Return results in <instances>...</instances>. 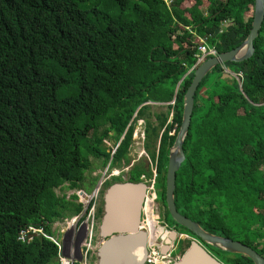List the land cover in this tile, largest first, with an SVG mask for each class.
<instances>
[{
    "label": "trees",
    "instance_id": "1",
    "mask_svg": "<svg viewBox=\"0 0 264 264\" xmlns=\"http://www.w3.org/2000/svg\"><path fill=\"white\" fill-rule=\"evenodd\" d=\"M254 5L255 0H0V264H58L54 241L37 235L21 242L19 230L41 225L52 236L57 220L80 214L84 205L73 201L77 195L68 200L54 188L81 189L85 173L93 171L90 157L109 162L110 169L129 165L138 119L165 219L170 229L196 238L166 209L168 154L200 39L218 54L238 46L251 29ZM253 45L249 59L219 64L199 83L174 202L206 231L264 257L262 28ZM224 67L241 72V83L221 78ZM149 102L164 103L166 111H151ZM106 139L114 150L103 145ZM128 174L134 182L152 178L144 160ZM117 181L123 179L112 176L107 187ZM102 210L97 208V216ZM205 246L224 264H253L245 255Z\"/></svg>",
    "mask_w": 264,
    "mask_h": 264
},
{
    "label": "water",
    "instance_id": "2",
    "mask_svg": "<svg viewBox=\"0 0 264 264\" xmlns=\"http://www.w3.org/2000/svg\"><path fill=\"white\" fill-rule=\"evenodd\" d=\"M264 14L263 0H255L251 29L238 46L217 56H211L202 61L193 69V78L183 97L182 119L173 145L168 154V163L165 174V205L171 219L179 226L191 231L196 238L190 239L189 246L173 264H224L209 253L203 243L218 250L247 256L253 264H264V257L252 247L228 237L206 231L201 225L178 212L174 202L176 172L185 159L183 151L184 139L191 121L194 104V95L204 76L215 66L225 62H242L249 59L254 53L253 41L258 37ZM221 78L233 79V76L223 71ZM132 166V164H131ZM101 180L97 182L98 187ZM147 184L145 181L124 180L113 182L103 193L102 216L98 225V235L101 242L97 247L98 264H142L147 250L148 235L141 229L142 210L146 200ZM178 232L170 229L168 242L162 247L166 253L171 244L178 238ZM138 245L136 258L127 259L122 255V245L131 240ZM76 261H81L79 256Z\"/></svg>",
    "mask_w": 264,
    "mask_h": 264
},
{
    "label": "rangeland",
    "instance_id": "3",
    "mask_svg": "<svg viewBox=\"0 0 264 264\" xmlns=\"http://www.w3.org/2000/svg\"><path fill=\"white\" fill-rule=\"evenodd\" d=\"M215 76H217L216 73H210V77L211 78H213ZM149 105L151 107V111H166V107H165V104L164 103H152V102H149ZM171 114L169 115L168 121H170V119H171ZM142 125H143V122L140 121V119H138V120L135 121L134 132H133V141H132V144H131V147H130V151H129V154H128L129 155V158H130L129 165H127V166L121 165V167H119L118 169H115V168L110 169L109 168L110 167L109 166V162L106 163V164H104L102 162V159H100V158L99 159H94V158L90 157L91 160H92V168H93V171H91V172L88 171V172L85 173V183L86 184H84L83 187L86 189V191L88 192V194H91V198H89L88 206L87 207L84 206L83 207L84 208L83 211L80 214H78V215H79V222L85 220V218L88 215V213H87L88 212V209L93 204V202H95V212H94L95 224H94V228H93V240H92V244H93V246H94L95 249L99 246V244L101 242V238L98 235V225H99V222H100V218L101 217L97 216V208L99 206H103L102 199H103V193L105 192V190L107 188V182L108 181H111V177L112 176H116V175H113L112 174L113 171L114 170L115 171H118V174L117 175H119L123 179V181H124L129 176L128 172L132 168L131 164L132 165L133 164H137L141 160H144V161H147L149 163L150 168H151V171H152V176L154 175V171H155L154 164H151L150 159L148 158V155H147L146 151L143 148V135H142V127L143 126ZM103 145L105 147H108V150L109 149L114 150V148H115V146H113L112 141L109 140V139L104 140L103 141ZM93 178H95V180H93ZM99 180L102 181L101 182L102 184L99 186V189L96 190L98 192V194H97L96 199L93 200L94 193H95L94 191H95V188L97 186V182ZM143 181H145V183L147 185L148 184L150 185V183H151V180L150 179H147V178H145V180H143ZM63 187H64L63 190H59V187L54 188V192L57 191V192H55V194L58 195V196H63V195L65 196L69 192V193H71V194H69V197H70V195H73V194L74 195H77L76 194V191L73 192V193H72V191H70L71 189L68 188L67 184H65ZM60 189H62V188H60ZM76 190H78V189H76ZM69 199L70 198H68V200ZM148 199L151 200L152 205L149 206L148 209H147L146 202L144 203V207H143V211H144L143 219L145 221H149V220L151 221L152 220V222H155L157 224L156 229L157 230L162 229V232L163 233H161V234L166 233V235H167V231L166 230L163 231V227H161V223L159 222L158 219H156L158 208H160L161 212L164 213L165 207L161 204V202L159 201V199H157V200L156 199H153L149 195H148ZM74 202H78V195H77V200L75 199ZM82 215H85V216H84L83 220H80V217ZM62 220L63 219H59V220L56 221L57 222L56 225H54L56 222L52 225V227H53L52 228V236H53V239H55L58 243H64V245L68 248V243L70 242L71 231H72V228L73 227H72L71 224H69L70 227H72V228H69L68 229V226H66L65 223L62 225V223H63ZM166 222L169 223V226L170 227L173 226L172 224H170L169 221H166ZM65 227H67V229H66L67 230V233H66V235H64V238L62 240V234L61 233L59 234L58 230H60L61 228L63 230ZM85 229H86V227H84V230ZM156 229H155V231H156ZM143 230L146 231L145 228H143ZM178 232H180V230H178ZM82 234H84V232H82ZM152 236L155 237V233L149 232L148 233L149 239ZM160 236L162 238V235H160ZM162 240L165 241L163 238H162ZM187 240L190 241V239H186V236L184 234L182 235V238H180V239L177 238L175 240V242H174V250L172 251V255L173 256H176V255L178 257L181 256L182 251H184V249H185V245L184 244H186V241ZM204 246H205V244H204ZM205 247H207V246H205ZM207 250L217 260L221 261V256L219 257L218 254H216L214 251H211L209 248H207ZM79 256L82 257L81 258L82 260H84V254L82 253V254H79V255H77L75 257V261L77 260V258ZM89 259L90 258L88 257V260ZM82 260L81 261H78V262L81 263Z\"/></svg>",
    "mask_w": 264,
    "mask_h": 264
},
{
    "label": "built area",
    "instance_id": "4",
    "mask_svg": "<svg viewBox=\"0 0 264 264\" xmlns=\"http://www.w3.org/2000/svg\"><path fill=\"white\" fill-rule=\"evenodd\" d=\"M263 4H264V0H263ZM261 28H262V36L264 39V14L261 23ZM200 41L201 44L198 47V54L196 55L197 61L192 68H195L205 58L218 55V52L213 47H208L203 39H200ZM223 71L228 72L233 76V78H235L238 81V83H241V77H242L241 72L235 73L228 70L225 67ZM112 174L117 175L118 173L114 174L113 171ZM155 176H156V172L154 171V175L152 176V178H150L151 183L150 185L149 184L147 185L146 199H148V195L151 196L153 199H156L155 188H154ZM142 178L143 180H145L144 176H142ZM76 194L78 195V201L81 202L85 207H87L89 203V199L88 197H86V194L81 190L76 191ZM97 194L98 192L95 191L93 200L96 199ZM94 212H95V202H93V204L88 209L87 212L88 215L85 218V220L79 222V215L70 218V220L69 219L65 220L66 222L64 223L66 224V226H68V229L73 227L71 231L70 242L68 243V248L66 249V252H65L64 243H58L55 239H53L52 236L47 235L41 225L38 226L27 225L21 228L18 232V240H20L21 242H29L33 239V237L37 235H42L56 243L58 247L59 264H73L75 257L82 253L84 254V262L82 264H86L85 261L86 254L88 250L94 248L92 244L93 228L95 224ZM142 222L146 223L148 221H145L143 218H141V224ZM69 224H71L72 227H70ZM84 227H86L85 230ZM66 229L67 227L63 229L64 235H66L67 233ZM82 232H84V234H82ZM178 234H179L178 238L179 239L182 238V234L181 233ZM174 242L169 245V250L166 253H163L162 247L166 245L165 241H163L162 238L159 236L156 237L152 236L147 241V254L143 264H171L172 262L179 259L180 257H178L177 255L176 256L172 255V251L174 250Z\"/></svg>",
    "mask_w": 264,
    "mask_h": 264
},
{
    "label": "flooded vegetation",
    "instance_id": "5",
    "mask_svg": "<svg viewBox=\"0 0 264 264\" xmlns=\"http://www.w3.org/2000/svg\"><path fill=\"white\" fill-rule=\"evenodd\" d=\"M143 214H144V211L142 210V218H143ZM156 219H158L159 220V222L161 223V227H163V231L164 230H166L167 231V235H166V238H165V241L166 242H168V232H169V230H170V226H169V223L168 222H166L167 220L165 219V216H164V213H162L161 212V210H160V208H158V210H157V216H156ZM152 221V220H151ZM150 220L147 222V223H142L141 224V229H143V228H145L146 229V232L147 233H149V232H153V233H158L159 231L161 232V229H159V230H157L156 229V226H157V224H156V226L154 227V229L151 231V226H150V222H151ZM155 229H156V231H155ZM174 229V228H173ZM177 232H178V230H179V227H176V229H175ZM179 233V232H178ZM157 235V234H156ZM186 235V239H191L192 238V236H189V235H187V234H185ZM157 236H159V237H161L160 235H157ZM182 240V239H181ZM148 241V240H147ZM173 243V242H172ZM169 245H170V243H169ZM146 250H147V244H146ZM169 250V249H168ZM167 250V251H168ZM96 252H97V248L95 249V248H93V249H91V250H88V252H87V255H86V264H98V257H97V255H96ZM88 257L90 258L89 260H88ZM143 264V263H142ZM171 264H173V262L171 263Z\"/></svg>",
    "mask_w": 264,
    "mask_h": 264
},
{
    "label": "bare ground",
    "instance_id": "6",
    "mask_svg": "<svg viewBox=\"0 0 264 264\" xmlns=\"http://www.w3.org/2000/svg\"><path fill=\"white\" fill-rule=\"evenodd\" d=\"M118 173V171H115L114 170V174H117ZM102 184V183H101ZM100 184V185H101ZM99 185V186H100ZM98 186V187H99ZM98 187H96L95 188V191L96 190H98L99 188ZM98 188V189H97ZM94 191V192H95ZM86 194V193H85ZM86 197H88V199L89 198H91L90 196H88L87 194H86ZM145 202H146V207H147V209H148V207L149 206H151L152 205V202H151V200L150 199H146L145 200ZM150 226H151V231L154 229V227L156 226V223L155 222H150ZM147 233V232H146ZM161 233H163L162 232V229H161V232H156L155 233V237L157 236V235H162V238L165 240V238H166V233H164V234H161ZM157 234V235H156ZM182 235L184 234V233H181ZM147 235H148V233H147ZM185 235V234H184ZM186 236V235H185ZM147 240H149V237L147 238ZM118 246H121L122 248V255L123 256H127V259H133L134 257L136 258L137 256H139L138 255V245H137V243H136V241H135V239L134 240H131V241H129V242H126V243H124V244H122V245H118ZM66 249H67V247L65 246V251H66ZM59 258V257H58ZM82 258V257H81ZM86 259V258H85ZM82 260V259H81ZM74 261H75V259H74ZM86 261V260H85ZM84 262V260H82V262H81V264ZM58 264H59V259H58Z\"/></svg>",
    "mask_w": 264,
    "mask_h": 264
},
{
    "label": "crops",
    "instance_id": "7",
    "mask_svg": "<svg viewBox=\"0 0 264 264\" xmlns=\"http://www.w3.org/2000/svg\"><path fill=\"white\" fill-rule=\"evenodd\" d=\"M84 186V185H83ZM81 187V189H78V190H76V189H71L70 191H72V193L73 192H75V191H79V190H81L82 192H84V193H86L88 196H90L91 197V194H88V192L86 191V189L84 188V187ZM87 186V185H86ZM60 188H62V189H60ZM63 188L64 187H59V190H63ZM55 192H57V191H55ZM69 194H71V193H67L66 195H65V198L66 199H68V198H70L71 199V195H70V197H69ZM76 199V198H75ZM75 199H73V201H75ZM77 200V199H76ZM76 216V215H75ZM72 217H74V216H71V217H65V218H63V223H62V225L64 224V222H65V220H67V219H70V218H72ZM59 223V222H58ZM57 224V222L54 224V225H56ZM53 228V227H52ZM58 232H59V234L61 233L62 234V240H63V238H64V233H63V230H62V228L60 229V230H58Z\"/></svg>",
    "mask_w": 264,
    "mask_h": 264
}]
</instances>
